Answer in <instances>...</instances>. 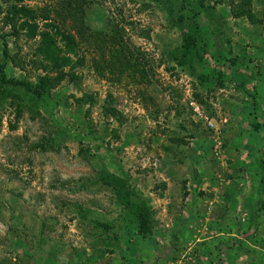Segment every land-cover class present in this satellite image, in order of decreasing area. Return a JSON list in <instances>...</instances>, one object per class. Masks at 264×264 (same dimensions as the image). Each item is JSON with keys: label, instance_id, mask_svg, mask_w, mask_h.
<instances>
[{"label": "rangeland", "instance_id": "rangeland-1", "mask_svg": "<svg viewBox=\"0 0 264 264\" xmlns=\"http://www.w3.org/2000/svg\"><path fill=\"white\" fill-rule=\"evenodd\" d=\"M247 1L252 19L241 0H0V264H264V103L229 75L264 78V0ZM190 10L200 64L175 53ZM43 31L74 39L60 72ZM218 68L223 85L198 78ZM103 171L144 200L147 235Z\"/></svg>", "mask_w": 264, "mask_h": 264}, {"label": "trees", "instance_id": "trees-1", "mask_svg": "<svg viewBox=\"0 0 264 264\" xmlns=\"http://www.w3.org/2000/svg\"><path fill=\"white\" fill-rule=\"evenodd\" d=\"M72 1L79 2V0ZM198 1L199 3H202V0ZM241 2L242 3L234 4L235 6L233 4L230 6L231 14L233 16L243 15L246 18L252 19L253 13L246 8L248 7L247 4H249V2L247 0H241ZM66 4L70 5L69 1H66ZM11 8H14L12 12L15 14V17H18V15H20L24 18L21 22V25L28 27L29 33L36 32V24L34 23V21L29 22V20H33L35 16L37 17V14H35L31 9L28 8L14 6H12ZM234 8H236V10H234ZM190 11L191 14L189 15L188 21L189 27L182 30V44L175 50V53L178 56V61L181 63H190L193 61H197V63L200 64L202 63L201 52L202 49H204V45L202 44V36L200 33L199 25H197L194 20L195 12H193L192 10ZM61 34L63 35L62 38L65 41H63L60 45H58L56 40L53 39L52 34H49L46 31H43L39 34L40 46L42 50L47 54V56L51 57L52 67L58 69L59 72L61 71L63 66H70L72 57L71 53L74 54L75 45L74 39L71 35L63 33ZM101 45H104V43L102 42ZM109 60L113 62L112 59ZM234 60L231 59L230 63L232 62L233 64ZM190 67L192 66L190 65ZM229 73L231 79L236 78L237 80H239L237 87L242 92L248 93L249 96L252 97V104L254 106H259L260 103H264V96L259 91L262 90L260 88H263L264 81L260 79L259 81L261 82L257 84V78H255V74H252L251 76L244 70H231ZM197 75L201 81L209 82L211 80H214V83L216 82L217 84L220 83L222 85L224 83V78L228 76V74L224 72L222 68L214 69L209 73L207 71L200 72ZM10 82L14 83L15 81L10 80ZM248 82L249 87L247 86ZM20 83L22 85H25L26 96H31L35 99L38 97H42L47 91V78L45 77L38 79L36 84L26 83L22 81H20ZM103 112L105 111L103 110ZM251 127L254 132L258 131V122H251ZM99 157L102 164H106L105 162H108L109 164V160H106L105 157ZM103 160H105V162H103ZM101 173V177L103 178L104 183L109 185L114 191L121 209L131 214L133 222L135 224L134 231L136 232V234H139L140 236L147 235L150 231V227L147 205L145 204L144 200L141 199L138 195H135L136 199H133L134 191L126 187L125 179L123 177H120L117 174L109 171H103Z\"/></svg>", "mask_w": 264, "mask_h": 264}, {"label": "crops", "instance_id": "crops-1", "mask_svg": "<svg viewBox=\"0 0 264 264\" xmlns=\"http://www.w3.org/2000/svg\"><path fill=\"white\" fill-rule=\"evenodd\" d=\"M264 75V74H263ZM251 79V78H250ZM260 79H257V84H259L261 81H259ZM261 80L264 81V78L261 77ZM206 258H207V253H206V256L205 257H201V261L200 263H196V264H202L201 262H203V264H205V261H206ZM205 259V260H204ZM210 264V262H209ZM211 264H214V263H211Z\"/></svg>", "mask_w": 264, "mask_h": 264}, {"label": "built area", "instance_id": "built-area-1", "mask_svg": "<svg viewBox=\"0 0 264 264\" xmlns=\"http://www.w3.org/2000/svg\"><path fill=\"white\" fill-rule=\"evenodd\" d=\"M198 108L195 106V108H194V110L196 111V112H198V110H197Z\"/></svg>", "mask_w": 264, "mask_h": 264}]
</instances>
